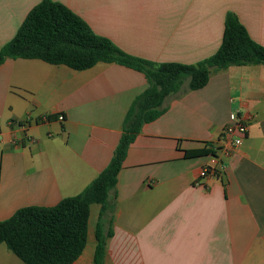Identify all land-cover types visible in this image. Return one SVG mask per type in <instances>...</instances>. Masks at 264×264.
Instances as JSON below:
<instances>
[{"label":"crops","instance_id":"crops-1","mask_svg":"<svg viewBox=\"0 0 264 264\" xmlns=\"http://www.w3.org/2000/svg\"><path fill=\"white\" fill-rule=\"evenodd\" d=\"M41 1L0 0V48ZM54 1L124 52L155 63L213 56L229 12L264 46V0ZM148 88L144 73L118 63L75 70L7 59L0 68V222L82 193L110 164L128 112ZM165 107L130 145L110 195L104 264H264V64L213 69L205 87L190 90L186 82ZM232 113L250 130L226 157L221 133ZM203 149L220 155V178L200 176L212 154L187 156ZM100 211L91 206L88 243L74 264H93ZM0 264L25 263L1 244Z\"/></svg>","mask_w":264,"mask_h":264},{"label":"trees","instance_id":"trees-1","mask_svg":"<svg viewBox=\"0 0 264 264\" xmlns=\"http://www.w3.org/2000/svg\"><path fill=\"white\" fill-rule=\"evenodd\" d=\"M7 59H40L75 70L92 68L99 62L118 63L145 74L149 88L136 98L124 122L123 134L108 167L80 194L53 207L19 209L0 222V245L5 244L25 264H74L88 243L91 206L101 205L96 230L93 264H104L107 239L103 220L113 209L119 172L130 145L144 124L166 112L165 102L182 91L199 90L211 71L230 66L264 64V46L255 42L238 16L229 12L219 50L197 64L155 63L132 56L112 40L96 34L89 24L66 5L42 0L27 15L14 38L0 48V68ZM216 155L213 150H194L187 156Z\"/></svg>","mask_w":264,"mask_h":264},{"label":"built area","instance_id":"built-area-1","mask_svg":"<svg viewBox=\"0 0 264 264\" xmlns=\"http://www.w3.org/2000/svg\"><path fill=\"white\" fill-rule=\"evenodd\" d=\"M47 118H45L46 120ZM60 121H64L63 115L58 117ZM250 130L249 123L241 116L236 113L230 115V122L225 126L221 133V138L226 142L223 153L224 156L228 157L233 154L238 147L243 144L244 139L248 136ZM2 142L0 134V143ZM16 146L18 144L14 143ZM223 170V162L221 161L220 155H213L208 165L204 166L201 170V178L208 176H214L220 178Z\"/></svg>","mask_w":264,"mask_h":264},{"label":"rangeland","instance_id":"rangeland-1","mask_svg":"<svg viewBox=\"0 0 264 264\" xmlns=\"http://www.w3.org/2000/svg\"><path fill=\"white\" fill-rule=\"evenodd\" d=\"M95 221V218H94V216H93V222Z\"/></svg>","mask_w":264,"mask_h":264}]
</instances>
